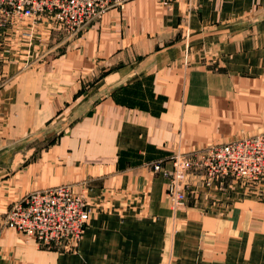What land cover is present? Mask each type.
Listing matches in <instances>:
<instances>
[{"label": "crops", "instance_id": "obj_1", "mask_svg": "<svg viewBox=\"0 0 264 264\" xmlns=\"http://www.w3.org/2000/svg\"><path fill=\"white\" fill-rule=\"evenodd\" d=\"M61 33L0 27V264H264V185L190 175L173 213L165 175L174 152L264 130V0H130ZM61 185L93 210L76 251L5 227Z\"/></svg>", "mask_w": 264, "mask_h": 264}, {"label": "built area", "instance_id": "obj_2", "mask_svg": "<svg viewBox=\"0 0 264 264\" xmlns=\"http://www.w3.org/2000/svg\"><path fill=\"white\" fill-rule=\"evenodd\" d=\"M130 0H0V27L47 22L51 29L78 36L86 27L110 10H121ZM188 36L187 34L185 37ZM166 197L173 213L186 206L194 188L190 175H199L204 189L222 186L226 180L243 185H264V132L257 136L237 137L221 145L189 152H174L169 158ZM163 161L153 165L163 169ZM92 208L84 193L67 185L35 191L10 204L6 222L40 247L60 248L65 242L76 250L91 216ZM72 246V248H70Z\"/></svg>", "mask_w": 264, "mask_h": 264}, {"label": "rangeland", "instance_id": "obj_3", "mask_svg": "<svg viewBox=\"0 0 264 264\" xmlns=\"http://www.w3.org/2000/svg\"><path fill=\"white\" fill-rule=\"evenodd\" d=\"M95 23V22H94ZM93 24V23H92ZM90 26V25H89ZM88 26V27H89ZM87 28V27H86ZM62 34V36H63V42H65L66 44H64V46L65 45H67V44H69V43H72V41H74L75 42V40L80 36V34L78 35V36H76V37H74V38H72V39H66V37H65V34L64 33H61ZM186 37H188V36H186ZM186 37H184V38H186ZM264 132V130H261V131H259V132H257V133H263ZM254 134H256V133H249V132H242V133H239V134H237L236 136H234V137H239V136H251V135H254ZM70 188H71V186H70ZM72 189V188H71ZM74 192V191H73ZM167 198V197H166ZM181 211V210H180ZM177 212H179V211H177ZM176 212V213H177ZM93 215V214H92ZM92 217V216H91ZM5 226V225H4ZM6 227V226H5ZM8 228V227H7ZM86 228V227H85ZM8 229H10L11 230V228H8ZM13 231V230H12ZM84 231H85V229H84ZM16 233V232H15ZM32 240V239H31ZM81 240V239H80ZM35 242V241H34ZM80 242V241H79ZM79 242L78 243H76V246H77V244H79ZM36 243V242H35ZM37 244V243H36ZM41 246V245H40ZM39 246V247H40ZM60 247L61 248H64V249H68L69 248V246L67 245V244H65V242H63L61 245H60ZM78 247V246H77ZM44 248H46V249H50L49 247H44ZM70 248H72V246L70 247ZM77 249V248H76ZM75 249H73L72 251H74ZM69 251H71V249L69 250ZM76 251V250H75ZM166 264H172V262H170V261H168Z\"/></svg>", "mask_w": 264, "mask_h": 264}, {"label": "bare ground", "instance_id": "obj_4", "mask_svg": "<svg viewBox=\"0 0 264 264\" xmlns=\"http://www.w3.org/2000/svg\"><path fill=\"white\" fill-rule=\"evenodd\" d=\"M257 135H260V133H257V134H254L253 136H257ZM242 136H240V138H241ZM244 137H246V136H244ZM25 197V196H24ZM21 200V199H20ZM7 216V215H6ZM6 224H7V222H6ZM13 230H15L17 233H19V234H21L23 237H25L27 240H31V239H29V238H27L23 233H20V232H18L16 229H14V228H12ZM34 241V240H33Z\"/></svg>", "mask_w": 264, "mask_h": 264}]
</instances>
